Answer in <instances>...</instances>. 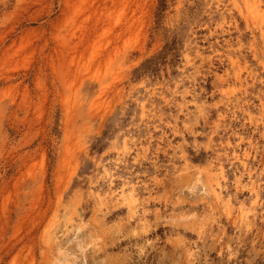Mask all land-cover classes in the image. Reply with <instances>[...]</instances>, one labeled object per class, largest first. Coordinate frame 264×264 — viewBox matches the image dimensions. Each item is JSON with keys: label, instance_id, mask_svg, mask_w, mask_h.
<instances>
[{"label": "rangeland", "instance_id": "374dc122", "mask_svg": "<svg viewBox=\"0 0 264 264\" xmlns=\"http://www.w3.org/2000/svg\"><path fill=\"white\" fill-rule=\"evenodd\" d=\"M249 4L0 0V264H264ZM219 168L241 201L250 176L247 220L212 199Z\"/></svg>", "mask_w": 264, "mask_h": 264}, {"label": "bare ground", "instance_id": "6f19581e", "mask_svg": "<svg viewBox=\"0 0 264 264\" xmlns=\"http://www.w3.org/2000/svg\"><path fill=\"white\" fill-rule=\"evenodd\" d=\"M245 5H248V2H250V6H248L249 10L247 11V16L248 18L251 19V23L254 27H257V29L261 32L260 35L261 37H264V32H262V28L264 26V22H262L263 16H264V10L262 9L261 5L258 3V0H243ZM98 83V87L102 90L101 85L102 83L100 81H97ZM192 99L196 100V98L194 96H191ZM238 158V157H237ZM247 159V155H244L243 159H239L238 161L241 162L242 168L244 171H248L249 175L250 172L249 170H247L246 165H245V161ZM218 170H220V177L218 178H213V183L211 185V197L214 200L215 203H217L218 205H221L223 208H225V210L230 214L231 210L235 209L238 213V217L241 221H245L247 220L248 216L250 215V213H254L257 209V207L259 206V201H260V196L258 195V193L256 192V188L254 187L250 176H249V180L247 181L248 183H250V189H249V194H250V200L249 202L246 201H241L239 200L238 196H237V191L234 192L233 195H231L230 193L226 192L223 190V181L222 179L224 178L223 174H222V169L219 168ZM233 181L235 184V189H237L238 187H240L245 181L243 179V176L240 174H234L233 177ZM188 190L192 189V185L189 184L187 186ZM96 197L98 198L99 203H102V197L100 195H98V193L96 192ZM136 198V196H134ZM58 217V216H57ZM70 220L66 219L65 223L69 222ZM138 222H143V218H139ZM48 232V231H47ZM46 232V233H47ZM46 236V235H45ZM46 238V237H45ZM192 250L191 246H187L186 248V252H189Z\"/></svg>", "mask_w": 264, "mask_h": 264}]
</instances>
